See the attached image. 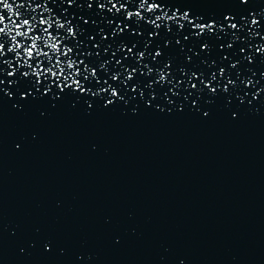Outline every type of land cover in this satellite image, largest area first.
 Returning a JSON list of instances; mask_svg holds the SVG:
<instances>
[{
  "label": "water",
  "instance_id": "95a60500",
  "mask_svg": "<svg viewBox=\"0 0 264 264\" xmlns=\"http://www.w3.org/2000/svg\"><path fill=\"white\" fill-rule=\"evenodd\" d=\"M7 2L72 25L41 67L84 90L13 82L0 37V264H264V0H156L158 28L107 11L140 0Z\"/></svg>",
  "mask_w": 264,
  "mask_h": 264
},
{
  "label": "snow or ice",
  "instance_id": "6c2138e0",
  "mask_svg": "<svg viewBox=\"0 0 264 264\" xmlns=\"http://www.w3.org/2000/svg\"><path fill=\"white\" fill-rule=\"evenodd\" d=\"M246 3L247 0H244ZM0 6L4 10H7L9 13V16L17 15L16 11L13 9L12 5L7 2V0H0ZM139 10L136 12L127 11L124 5H117L115 3L112 4V7L107 9L109 12L119 13L121 11H125L127 20H135L137 23L145 20V13L148 14V16H154V19H150L146 22L150 24L153 28H158L160 25L166 20H171L173 18L168 17L167 13H164L163 15H155L158 12H162V7L160 3H157L156 0H151V3L149 0H140ZM101 9L103 10V5H101ZM17 19H19V23H17V20L13 19L10 21V23L5 22V17L3 15H0V37H3L7 35L11 39V46L7 48L8 53H12L15 55V64L17 67L15 69H12L8 72V76L12 79L13 82H16L17 80V74L19 73V77L21 79H29V78H35V83L39 84L41 81V78L46 77L47 75H51V77L57 81L63 79L65 81L63 87L61 88V91H64L68 88H74L75 90H84V86L82 82L78 79L71 78L69 76L64 75L65 67L61 65L60 61L57 60V63L53 66V68L48 69L45 71L44 68L41 67V63L43 59H48L49 62L51 61V54L60 55L67 57L69 53L71 52V49H67L62 51L61 45L56 43L55 40L51 35H49L50 29L55 26L58 30H63L65 28L68 29L69 35H75L76 30L72 27V25L69 24H63L59 21H53L51 18H41L39 21H36L35 17H32L30 19L21 18L20 16H17ZM183 19L185 21H188V14L185 13L183 16ZM226 19H231L227 18ZM88 21H84V23H87ZM189 23H191L189 21ZM252 24L255 26L259 25V22L255 19H253ZM37 26L40 27L42 32L45 34L44 36L41 35H35ZM119 30L118 32H114L113 35H117L122 33L125 28H127V25H124L122 28L120 25L116 26ZM183 27V25H181ZM195 28L199 29V34L204 33L205 31L211 33L213 31V25H200L196 24L194 25ZM229 28L236 29L237 25L234 23L229 24ZM135 34V33H134ZM19 38V40H18ZM107 39V37H104ZM31 41L30 44L27 43V41ZM43 43L44 48H47L48 51H43L41 48V44ZM206 47V46H205ZM228 47H231V44L228 45ZM258 51L264 53V46H258ZM131 49H128V52L131 53ZM5 54V46L3 43H0V57L4 56ZM161 53L157 51L155 53L156 57H159ZM138 59H143V53H141L140 57ZM226 59V57H225ZM38 61L36 64V67L33 68L32 61ZM23 61L21 64L20 62ZM9 65V68L11 69V66L13 64V61L7 62ZM75 67L73 62H69L66 65L67 70L71 71ZM232 67H236V65H232ZM21 69H24L21 71ZM58 70V71H57ZM2 71V70H0ZM88 70L85 69V72ZM74 75L78 76L79 73H75ZM91 75L93 77L96 76L95 72H92ZM135 75V70H132L129 72V74L126 77L127 80H132ZM221 75H224L223 70L221 71ZM87 79V77H85ZM113 80H117L118 76L113 75ZM166 79L165 73H160L159 76V82L163 83ZM212 79H215V76L213 75ZM70 81V82H68ZM2 83V82H0ZM229 83H233L232 81H229ZM193 88H196V85H192ZM135 90V89H134ZM110 95L113 98H118V91L112 90L111 86H109ZM209 91L214 95L217 91L216 88H212L209 86ZM224 91H227V88L224 89ZM111 103V101H110Z\"/></svg>",
  "mask_w": 264,
  "mask_h": 264
}]
</instances>
